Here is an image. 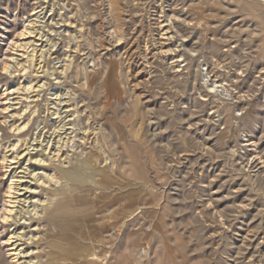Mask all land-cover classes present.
Returning <instances> with one entry per match:
<instances>
[{
	"label": "rangeland",
	"instance_id": "1",
	"mask_svg": "<svg viewBox=\"0 0 264 264\" xmlns=\"http://www.w3.org/2000/svg\"><path fill=\"white\" fill-rule=\"evenodd\" d=\"M116 1L0 0V59L18 56L7 43L21 40L34 11L37 42L45 54L51 46L53 58L43 59L47 72L15 78L0 64V94L27 78L40 81L30 138L45 126L51 136L55 119L45 104L56 93L67 132L77 135L63 155L71 172L52 163L45 174L56 178L32 198L49 197L46 217L25 224L38 238L34 264L84 263L102 246L90 240L96 224L83 226L81 249L72 248L77 234H59L57 224L65 199L85 201L95 190L103 210L120 196L131 202L119 201L112 220L124 232L116 251L129 249L131 264H264V7L256 0ZM164 23L168 34L159 30ZM118 27L120 42L110 36ZM64 66L67 74L52 71ZM99 127L104 145L93 138ZM4 129L6 144L15 136ZM91 152L98 164L75 169V157ZM1 178L0 169V203L8 187ZM12 229L1 217L0 264H12L3 244ZM50 241L71 250L49 258Z\"/></svg>",
	"mask_w": 264,
	"mask_h": 264
},
{
	"label": "bare ground",
	"instance_id": "2",
	"mask_svg": "<svg viewBox=\"0 0 264 264\" xmlns=\"http://www.w3.org/2000/svg\"><path fill=\"white\" fill-rule=\"evenodd\" d=\"M256 1L260 6L264 7V0ZM111 4L116 6L117 1L111 0ZM35 14L36 12L34 11L32 16L27 19V23L24 24L25 26L20 32V36H22L21 40H11L7 43L9 47L12 46L18 50L17 55L22 59H19L18 56L10 57L9 59L6 54L0 59V64H3V73H9L11 77L15 78L17 75H26L31 70L35 71L34 74H37V72L40 71L47 72L49 70L48 66H46L48 61H46V58L45 60L43 59L46 55H48L47 57L49 60L53 59L52 50L50 46L47 49V53L49 54H45L43 42H37L38 40H42V35L41 32L35 28ZM170 20L172 21V16L170 17ZM167 26H169L167 23L159 24V30L163 31L162 34H168L170 32L171 27ZM110 36L113 41L116 40L120 42L124 39L125 34L122 28L118 27L110 32ZM44 41H47V39ZM6 59L14 62V64L8 63ZM44 61L46 64L42 65ZM68 70L69 67L64 66V69L61 71H58L57 69L52 71H55V73L58 74H67ZM77 75L78 72L76 76ZM26 80L27 82L25 84L19 82L14 83V85L10 87H4L3 93L0 94V132L3 134L0 140L4 139L5 126L9 129V132L13 133V136H15V139L11 142L6 144L0 143V154H2L0 157V169L2 170L3 175V178L1 179L8 181L4 201L0 203V216L5 223L14 225V229L10 231L9 236L3 242V244L7 246V250L12 257V264H34L32 251L34 247L37 248L36 244L38 238H35L32 232L25 231V224H31L35 220L37 221L46 217L49 197H46L40 204H38L40 201L39 198H35L34 200H32V198L36 196L35 192L38 191L37 188L42 184L45 185L46 179L56 178L54 172L51 174H45V171L52 163L58 162V167H60V169H67L71 172L69 163L72 162V159L68 156L64 157L63 155L65 150L69 148L70 144L72 146L75 144V137L77 136L74 134L69 135L72 134L73 131L70 133L67 132L71 127H67V122L61 114L60 105L62 94L56 93V96L49 99V102L45 104V110L48 112V115H50L52 119H55V127L51 136L48 138L45 137V126L41 129L42 131L38 132L37 136L30 138V131L34 123V118L39 110L38 107L42 102L40 92L44 90L42 88L43 84L39 83L40 81L34 82L30 78H27ZM87 80L90 81V79ZM9 95L17 96L10 98ZM2 98L6 99L3 103L1 101ZM11 99L13 102L10 101ZM30 113L31 115L28 117ZM5 114H10L9 117H11V119L8 120ZM101 129L102 128L99 127V130H94L93 138L96 143L101 142V144H103L104 139L102 137L103 134H101ZM6 152L11 153L7 154ZM34 152L39 153V157L34 158ZM103 152L105 153L106 151ZM108 156L106 157V161L109 164L111 162L114 163L113 157ZM89 158L87 154L83 158H80L79 156L75 157V169L89 168L90 165L98 164V157L94 156L92 152L90 153ZM24 161L27 162L26 165L29 163L38 165L36 168L30 170L29 167L22 165ZM27 178H29V180H27ZM37 228L38 227H36V230ZM35 258L38 257L35 256Z\"/></svg>",
	"mask_w": 264,
	"mask_h": 264
},
{
	"label": "crops",
	"instance_id": "3",
	"mask_svg": "<svg viewBox=\"0 0 264 264\" xmlns=\"http://www.w3.org/2000/svg\"><path fill=\"white\" fill-rule=\"evenodd\" d=\"M93 193L94 194L88 197V200L85 201H80L76 197L74 199H71V197H69V199H65L63 201V215L57 222V224H59V230L57 229L59 231V234L73 231L74 234H77L75 236L78 237L72 243V245H74L72 246V248L75 247L81 249L84 246L83 242L81 241L84 238L82 232L83 226L86 222L91 225L96 224V227L92 229L90 240H98L99 245L101 244L102 246H100V248L98 249L97 247H94L95 251L90 254L91 258L88 261L80 264H131L128 260L124 259V257L129 258V256H131L129 254V249L122 253L116 251L114 241L116 238H122L124 236V232H122L121 229H115V225L113 222L122 210V206H118V202H122L124 208L130 206L131 202L128 200L123 201L120 196L112 201L109 200L106 204L107 206L105 205L107 210H103V205H101L99 201L100 192L95 190ZM76 205H79L78 209H76ZM87 209L92 210V212H90L91 214L87 212ZM134 221V217H129V224ZM87 223L86 225H88ZM113 230H115L114 234L112 233L111 235H105ZM109 244H111L110 247H108ZM60 249L61 251H65L66 249L71 250V247L69 249L68 247L64 249L62 247L56 246V244L51 243L50 241L48 251L49 258L56 257V251L59 252ZM132 264L135 263L133 262Z\"/></svg>",
	"mask_w": 264,
	"mask_h": 264
}]
</instances>
